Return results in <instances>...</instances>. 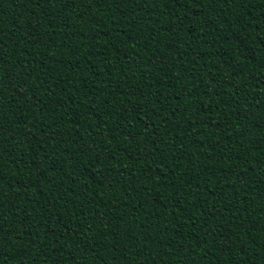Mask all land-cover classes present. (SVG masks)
<instances>
[{"label":"trees","instance_id":"1","mask_svg":"<svg viewBox=\"0 0 264 264\" xmlns=\"http://www.w3.org/2000/svg\"><path fill=\"white\" fill-rule=\"evenodd\" d=\"M0 264H264V0H0Z\"/></svg>","mask_w":264,"mask_h":264}]
</instances>
